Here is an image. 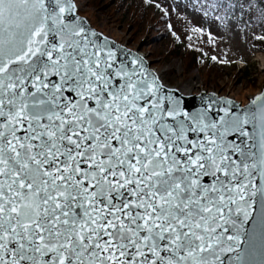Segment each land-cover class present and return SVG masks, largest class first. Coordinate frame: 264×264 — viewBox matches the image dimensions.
Returning a JSON list of instances; mask_svg holds the SVG:
<instances>
[{
	"label": "snow or ice",
	"instance_id": "1",
	"mask_svg": "<svg viewBox=\"0 0 264 264\" xmlns=\"http://www.w3.org/2000/svg\"><path fill=\"white\" fill-rule=\"evenodd\" d=\"M192 6L264 43V0ZM79 11L0 0V264H264V90L189 110Z\"/></svg>",
	"mask_w": 264,
	"mask_h": 264
},
{
	"label": "rangeland",
	"instance_id": "2",
	"mask_svg": "<svg viewBox=\"0 0 264 264\" xmlns=\"http://www.w3.org/2000/svg\"><path fill=\"white\" fill-rule=\"evenodd\" d=\"M79 14L105 35L147 57L151 67L171 86L180 85L190 93L214 90L227 93L243 104L262 90L264 84V43L251 33L228 31L192 5L197 0H155L169 8V16L144 0H76ZM178 5V7H177ZM168 24L172 25L169 30ZM200 28V32H193ZM180 37L177 41L172 32ZM209 33L211 39H209ZM259 34V33H257ZM196 41L198 53L188 47L175 55V45ZM217 59L214 61L212 57ZM226 61V62H221ZM190 83L189 87L186 85Z\"/></svg>",
	"mask_w": 264,
	"mask_h": 264
},
{
	"label": "water",
	"instance_id": "3",
	"mask_svg": "<svg viewBox=\"0 0 264 264\" xmlns=\"http://www.w3.org/2000/svg\"><path fill=\"white\" fill-rule=\"evenodd\" d=\"M80 15V14H79ZM82 16V15H81ZM82 17H84V16H82ZM86 18V17H85ZM101 32V31H100ZM112 38V37H111ZM112 39H114V38H112ZM114 40H116V39H114ZM117 41V40H116ZM118 43H121V42H119V41H117ZM127 47H129V46H127ZM129 48H131V47H129ZM131 49H133V48H131ZM133 50H135V49H133ZM152 68V67H151ZM152 70L153 71H155L156 72V70H155V68H152ZM157 73V72H156ZM262 90H264V84H263V87H262ZM261 90V91H262ZM206 90L205 89H202L200 92H197V93H187V92H183V95H184V97H185V104H186V106H187V108L189 109V110H195V109H197V108H199L200 107V95H201V93L202 92H205ZM212 91H214V90H211V91H209V92H212ZM260 91V92H261ZM208 92V91H207ZM260 92H258V93H256V94H259ZM255 94V95H256ZM219 95H221V96H223V97H225V98H228V99H232V100H234V101H236V103L237 104H239V105H241V106H243V105H245V103L243 104L241 101H238V100H236V99H234L231 95H229V94H227V93H223V94H219ZM254 96V95H253ZM249 102V100L247 101V103ZM246 103V104H247Z\"/></svg>",
	"mask_w": 264,
	"mask_h": 264
},
{
	"label": "trees",
	"instance_id": "4",
	"mask_svg": "<svg viewBox=\"0 0 264 264\" xmlns=\"http://www.w3.org/2000/svg\"><path fill=\"white\" fill-rule=\"evenodd\" d=\"M196 41L194 40V41H191V40H187V42H182V43H178V44H176L175 45V49H176V51H175V55L177 56V57H179V56H181V49L183 48V47H188V49H189V51L192 53V55L194 54V53H198V51H199V47L196 45ZM191 45V46H190Z\"/></svg>",
	"mask_w": 264,
	"mask_h": 264
},
{
	"label": "bare ground",
	"instance_id": "5",
	"mask_svg": "<svg viewBox=\"0 0 264 264\" xmlns=\"http://www.w3.org/2000/svg\"><path fill=\"white\" fill-rule=\"evenodd\" d=\"M262 62H263V65H264V57H262ZM157 74L160 75V76H162L159 72H157ZM161 78H162V77H161ZM189 85H191V84L188 83V84L186 85V87H189ZM181 90H182V92L190 93L189 91H185V90H183L182 88H181Z\"/></svg>",
	"mask_w": 264,
	"mask_h": 264
}]
</instances>
